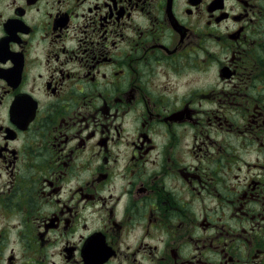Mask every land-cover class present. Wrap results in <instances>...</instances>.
I'll list each match as a JSON object with an SVG mask.
<instances>
[{
    "label": "flooded vegetation",
    "instance_id": "flooded-vegetation-1",
    "mask_svg": "<svg viewBox=\"0 0 264 264\" xmlns=\"http://www.w3.org/2000/svg\"><path fill=\"white\" fill-rule=\"evenodd\" d=\"M0 264H264V0H0Z\"/></svg>",
    "mask_w": 264,
    "mask_h": 264
}]
</instances>
